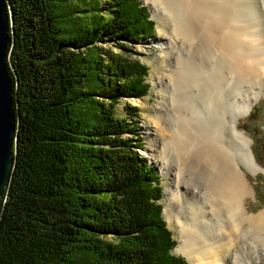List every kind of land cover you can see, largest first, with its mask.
<instances>
[{
    "label": "trees",
    "instance_id": "obj_1",
    "mask_svg": "<svg viewBox=\"0 0 264 264\" xmlns=\"http://www.w3.org/2000/svg\"><path fill=\"white\" fill-rule=\"evenodd\" d=\"M16 116L0 264H187L136 150L147 68L97 46L153 35L138 0H6ZM120 49H125L121 44ZM16 77V78H14Z\"/></svg>",
    "mask_w": 264,
    "mask_h": 264
},
{
    "label": "bare ground",
    "instance_id": "obj_2",
    "mask_svg": "<svg viewBox=\"0 0 264 264\" xmlns=\"http://www.w3.org/2000/svg\"><path fill=\"white\" fill-rule=\"evenodd\" d=\"M145 2L171 32L159 47L173 70L155 82L167 105L152 135L159 169L174 172L165 216L180 226L177 250L191 264H251L243 254L264 249V211L246 208L253 198L246 174L260 167L237 126L264 94V0ZM183 165L202 169L203 191L189 185Z\"/></svg>",
    "mask_w": 264,
    "mask_h": 264
},
{
    "label": "rangeland",
    "instance_id": "obj_3",
    "mask_svg": "<svg viewBox=\"0 0 264 264\" xmlns=\"http://www.w3.org/2000/svg\"><path fill=\"white\" fill-rule=\"evenodd\" d=\"M105 1L106 0H99L101 9ZM138 1L142 6L147 8L149 18L154 23L152 37L145 40L134 41L133 43H124L122 40L115 41L105 39L98 42L97 46L115 55L121 56V54L125 52L128 60L140 62L147 68L148 74L145 78V82L149 84L147 94L139 98L121 99L120 103L115 107V114L119 116L124 114L123 107L126 105L137 108V116L132 119V124L136 125L135 138L141 140L136 150L137 155L141 158L142 163L154 169L159 177L162 187V199L160 201L162 205V217L177 244L173 253L185 260L187 264H191L188 257L177 250L180 240V226L176 220L165 216V212L168 210H165V204L168 203L166 193L167 190L172 187L171 180L174 172L159 169L160 162H157L154 156L157 154L156 151L159 150L160 146L159 142H157L152 135L158 126V114H160V110L164 105H167L168 94L164 93L161 89H156L155 82L158 79L167 81V76L170 75L173 70V65L165 55H163V50L159 47L166 41L165 38H167L171 32L167 22H161L157 14L154 15V10L146 4V0ZM121 44L125 46L124 50L119 48ZM245 98L247 99L248 97ZM169 108L170 115L175 117L176 120V118L179 117L177 111H175L174 107L170 106ZM232 115L231 113L229 118H232ZM175 120H173L171 124H168L165 134L169 136L173 134L172 130H175V125L177 124ZM237 127L239 131L243 132L249 138L254 158L260 167V172L255 177L246 174L247 180L253 188V198L248 200L246 208L249 214H258L264 211V94L260 96V99L255 103L248 116L241 120ZM173 166H175L174 163ZM182 167V173L186 179L189 180V185L203 191L208 182V178H206L202 169L195 167L193 170H188L186 165ZM169 207H171V205ZM243 257V262L245 263L264 264V249H261L255 254H243Z\"/></svg>",
    "mask_w": 264,
    "mask_h": 264
},
{
    "label": "water",
    "instance_id": "obj_4",
    "mask_svg": "<svg viewBox=\"0 0 264 264\" xmlns=\"http://www.w3.org/2000/svg\"><path fill=\"white\" fill-rule=\"evenodd\" d=\"M7 1L0 0V202L8 186L14 162L12 148L16 146V116L13 108V91L17 79L8 62V52L12 42ZM16 78V77H14Z\"/></svg>",
    "mask_w": 264,
    "mask_h": 264
}]
</instances>
